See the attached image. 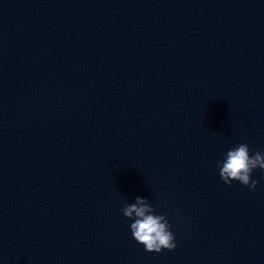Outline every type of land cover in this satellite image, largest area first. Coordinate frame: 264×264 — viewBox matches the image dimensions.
Returning <instances> with one entry per match:
<instances>
[{"label": "water", "instance_id": "1", "mask_svg": "<svg viewBox=\"0 0 264 264\" xmlns=\"http://www.w3.org/2000/svg\"><path fill=\"white\" fill-rule=\"evenodd\" d=\"M264 0H0V264H264ZM164 212L146 251L121 208Z\"/></svg>", "mask_w": 264, "mask_h": 264}, {"label": "clouds", "instance_id": "2", "mask_svg": "<svg viewBox=\"0 0 264 264\" xmlns=\"http://www.w3.org/2000/svg\"><path fill=\"white\" fill-rule=\"evenodd\" d=\"M220 179L225 184L239 181L249 188H254L257 180L251 177L254 169L264 172V150L250 154L249 145L240 142L228 148L222 159L216 161ZM124 217L128 218L131 236L143 245L146 251L159 252L162 249L176 247L175 233L164 212H157L148 197L136 195L132 201L121 208Z\"/></svg>", "mask_w": 264, "mask_h": 264}]
</instances>
